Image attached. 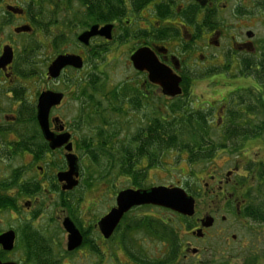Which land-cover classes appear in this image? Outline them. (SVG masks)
I'll use <instances>...</instances> for the list:
<instances>
[{"label":"flooded vegetation","instance_id":"obj_1","mask_svg":"<svg viewBox=\"0 0 264 264\" xmlns=\"http://www.w3.org/2000/svg\"><path fill=\"white\" fill-rule=\"evenodd\" d=\"M243 2L253 3V8L241 10L239 5L242 6ZM257 2L259 0H0V58L4 49L11 51L10 62L0 64V235L9 230L15 234L12 250L5 251L0 246L1 263L15 262L13 257L18 246L22 259L17 264H32L25 254L22 240L34 238L32 231H35L52 242L54 256L49 261L64 264L65 260L83 249L66 250L67 234L62 228L65 218L72 221L81 233L83 242L87 238L88 243L97 248L99 259L103 258L102 263L107 256L110 257L116 246L109 249L107 242L111 238L104 240L101 237L98 222L102 216L97 218L93 214L90 222L89 218L81 220L80 214L86 216L89 210H83L81 197H71L82 183L84 155L80 153L81 150L90 142L99 145V135L110 132L111 120H117L134 131L149 129L151 122L157 118L159 98L170 103L168 105L185 102L186 109L205 114L210 112L220 126L228 109L227 99L221 98L217 109L211 103L195 109V101L191 99L194 98L193 86L207 77L214 76L215 79L228 73L233 78H244L239 76L242 63L259 54V43L252 30L253 25L246 23L238 26L236 23L238 17H249V21L258 18L260 14H254ZM8 8L19 13H13ZM225 12L236 19L235 25L227 27L229 32L223 29L220 21L221 14ZM94 25L99 28L110 26V37L93 36L87 45L78 42V36ZM22 26L29 27V31H14ZM4 27L12 28L11 32L4 31ZM140 49L148 50L151 59L179 78V96L163 95L159 86L148 80L147 71L134 68L131 57ZM65 55L79 58L81 68L66 66L56 78L48 77L51 62ZM226 59L229 63L223 64ZM119 66L125 73L117 83H108L100 77L106 71L112 75ZM245 78L254 82L249 77ZM66 85L72 86L71 91L75 95L73 101L79 104L77 116L85 119L91 128L94 133L91 138L76 136L83 120L80 124L78 119L67 125L58 116L57 110L67 99L65 92L58 87ZM44 91L62 94L59 105L49 110L48 128L56 136L69 134L68 144L71 145V153L77 157L78 165L77 186L70 190H64V182L58 179V174L66 171V144L51 149L36 121L37 98ZM215 92L220 94L217 90ZM126 127L122 129L125 131ZM109 163L110 160H107ZM141 164L139 169H142ZM236 164L234 170H227L223 174L222 179L213 175L207 177L217 186L208 193L206 183L205 197L212 198L209 196L213 194L220 202L228 204V212L233 214L235 220H246L241 215L244 202L237 201L234 192L227 190L229 186L236 188V181L233 182L236 169H239ZM137 166L130 171V176L124 173L112 176L124 178L130 184L126 189L153 187L141 186L142 177L138 174ZM135 179L139 187L132 185ZM188 193L192 194L190 191ZM48 198H51L52 204L50 213H54L48 221L61 226L64 248L62 243L58 247L56 240L47 235L50 227L46 229L44 226L40 230L39 226H34L39 221L43 224L46 219L48 214L43 200ZM91 203L88 205L93 208ZM64 205H68V208ZM142 208L160 209L144 206L136 210ZM218 214V210L206 214L212 219L209 229L202 228V216L185 220L192 221L193 226L186 233L188 241L179 240L177 264L188 259L196 264L199 253L205 251L203 240L216 226L217 218L225 221V217H218ZM147 217L155 220L151 215ZM196 230H201V237L192 235ZM225 230L220 227L218 232L224 233ZM90 233L97 236L100 245L92 239L88 240ZM235 239L236 235L231 234L230 241L233 243ZM198 241V246H203L201 250L195 248Z\"/></svg>","mask_w":264,"mask_h":264},{"label":"rangeland","instance_id":"obj_2","mask_svg":"<svg viewBox=\"0 0 264 264\" xmlns=\"http://www.w3.org/2000/svg\"><path fill=\"white\" fill-rule=\"evenodd\" d=\"M242 4V6L239 5V8L241 10L249 11V7L253 8V3L243 2ZM256 12L257 11H255L254 13L256 14ZM253 18H256V16ZM249 20V17H238V22L236 23V19L233 16H230L228 12L222 13L220 18L223 29L226 32L230 31V29L227 27H230L231 25L233 26L235 25V23L238 26H242L247 23V25L249 24V26L250 24L253 25L252 30L256 33L258 43L260 41H264V14H260V16L256 19H251V21ZM11 29L4 27V31L6 32H11ZM221 62L223 63V61ZM228 63L229 61L226 59L225 63L223 64ZM110 73L111 72L106 71L103 75H100V77H103L105 81H108V83H117V80L123 78V73H125V70L123 71V69L119 66L112 75H110ZM213 79L214 76H210L207 77L205 81L194 83V98L191 99L195 101V104H193L195 109L196 107L202 108L201 105H204L205 103H211V105H215L217 109L220 106V103L218 101L221 98H226L228 99V104L229 100L231 99L230 95L234 93V91H237V88L255 87V84L254 82H252V80L245 77H235L233 79L231 73H228L224 76L219 75V77L215 78L214 80ZM40 85L41 84H38V86ZM49 88H52V86H50ZM58 89L63 90L67 97V99L63 102L61 108L57 110L60 119L67 125H71L72 122H77L78 119L80 124L81 120H83L82 124L78 128V133L76 136L82 139L85 136H89L90 138L93 137L94 133L92 132L91 128H89V125L84 121L85 119L79 118V115L77 116V109L79 107V104L78 102L76 103L73 101L75 95L72 94V86L66 85L63 88L58 87ZM216 90L219 91L220 94H217L215 92ZM160 99L161 98H159L158 106L162 107V109L164 105L170 104L165 100ZM190 104L192 105V103ZM213 122H215V120H213ZM124 127L126 126H122V124H119L117 120H111L109 130L110 132L101 133L99 136V141L101 142L103 139L111 141L114 136V139H117L114 146H119L118 148H120L121 145L128 146V140L131 139V134L134 132V129H129L126 127V130L124 131L122 129ZM132 128L134 127L132 126ZM115 133L117 134L115 135ZM242 143L244 146L239 154L232 155L228 152H221L217 157L209 161V163L197 165L194 168L190 169L184 163V157H178L174 153L165 154L162 158V163L159 165L158 163H156L155 165L149 166V162H147L148 164L146 162H143L141 164L142 169L138 168L140 165L137 166L139 170L138 174H140L142 177V187L145 188L158 185L166 187L180 186L186 189L188 192H192L196 196L195 198V196L192 195L196 201L194 217L205 216L206 214H209L211 212L214 213L215 210H218L219 212L218 217H225L224 222H221L220 218H217L216 226L207 233V238L203 240L205 241V251H201L199 253V258L195 260L196 264H244V262L249 257V253L256 257L257 264H264V225L255 224L249 219L235 220L232 216L233 214L230 211L228 212V204L226 202H220L219 198H215L213 194L209 196L212 198L205 197L206 191L204 189V185L206 183H208V187H206L208 188V193L212 192V190H215L217 186L216 182H209V180L207 179L209 175H213L218 179H222L223 174L227 170H234L233 168L237 163L236 165L239 169H236L235 174L237 175H234V180L238 176L246 175V172L243 170L244 168L248 167L251 162L264 163L263 140L249 139ZM132 146L133 145H130V148ZM87 147L88 145H86L85 148L80 152L84 155V158L82 160L84 166L82 172L83 177L81 179L82 183H80L79 187L75 190L74 194H72L71 197H81V200L83 201V210L88 208L89 211L86 213V216H83L81 213L80 219L85 220L89 218L90 222V218L91 216H93V214L97 218L106 214L109 209L115 204L114 198L116 193L122 189L128 188L130 184H128L122 177L120 179H117L113 176L107 178H99L100 172L102 173V169L106 168L108 159H99L97 163L92 162L90 156L88 157L86 155V150H88ZM117 160H119V156L115 158V162H117ZM134 167H136V165ZM121 171H123V169H121ZM113 174L118 173L114 172ZM227 190L230 189L227 188ZM242 191L243 189L240 188L237 197L243 194L244 191ZM92 200L94 201V203H91ZM89 203H91V205H93L94 207H89ZM43 204L46 205L45 211L48 215H46V219H44L43 224H41L39 221L37 223H34V226H39L38 228L40 230L44 229V226L46 227V229L50 227V230L48 229L49 231L47 235L53 237V240H56L58 247L61 243V246L63 247L65 238L61 226H59V224L56 222L50 223L48 221L51 217H53L54 214L53 212L52 214L50 213V208L52 206L51 198H48V200H43ZM148 215L153 216L155 220H160L164 223H167V226L171 231H173V229L176 231L180 242L188 241V238H186L187 227L185 226L191 224L192 221L182 222L183 220L176 217V215H174L173 213L161 209L149 210L142 208L130 211L125 216L124 223H120V230L123 232L125 225L134 223L137 220L150 219L147 217ZM220 227L226 229L224 233L219 234L218 230ZM170 230H167V232H170ZM218 234L219 236H217ZM231 234L236 235L237 237V239H235L233 243L232 241H230ZM113 237L109 242H107V245L110 246L109 249L111 250L113 249L114 243L117 242V239H114ZM239 238L241 241L239 240ZM91 239L94 240L95 243L99 244V239L92 233L89 234L88 240ZM113 239L115 242L112 241ZM134 239L136 240L134 248L132 249L134 255L140 258L145 257L148 261L160 260L162 258V255H164L167 251L166 248L168 247V244H166L165 242H159L156 239H152L144 232L136 234ZM227 241L228 245L226 244ZM240 242L242 243L240 244ZM198 245L199 241L197 242L195 248L201 250L203 246ZM201 245H204V243ZM117 248L118 247L116 246L113 249V252L117 253ZM20 250L21 248L17 246L13 257L16 263L22 259ZM162 251H164L165 253L162 254ZM240 253L242 254L239 257L238 255ZM117 256L119 257L118 261H113L112 259V261L110 262L109 257L107 256V258H105L102 263L98 256L94 257L92 254H88L87 249L83 248L78 253L73 254L69 260H65L64 264H67L69 262L70 264H89L90 262H92V264H127V258L124 256V253L119 252L117 253ZM179 264H193V261L189 259L187 261L182 260L181 262H179Z\"/></svg>","mask_w":264,"mask_h":264},{"label":"trees","instance_id":"obj_3","mask_svg":"<svg viewBox=\"0 0 264 264\" xmlns=\"http://www.w3.org/2000/svg\"><path fill=\"white\" fill-rule=\"evenodd\" d=\"M256 8L264 12V0H260ZM258 52L257 56L243 61L242 71L239 74V76L253 79L256 88L240 89L230 95L228 109L220 126L216 121H212L210 112L205 114L201 111H191L185 108V102L164 105L163 109L159 107L156 121L151 122L152 126L149 129L135 130L131 134V139L128 140V146L121 145L120 148L114 146L117 140H113L114 136L111 141L105 139L99 141V145L90 142L86 155L90 156L92 162L97 163L99 159L110 160V163L106 165L107 169H102V173L100 172L99 178L110 177L112 171H118L119 175L124 173L130 176V171L134 170L135 165L143 162H149V166L156 163L159 165L167 153H174L178 157L183 156L184 163L190 169L209 163L221 152L239 154L244 146L242 142L249 139L264 141V41L259 42ZM130 145L133 146L130 148ZM116 155L119 156L117 162H115ZM244 169L247 177L237 179L236 188L229 186V189L236 196L240 188L245 189L244 192L242 191L243 194L237 197L239 198L237 201H243L245 204L241 210L242 218L264 225V163H250ZM132 185L139 187L137 179L132 182ZM64 207L68 208V205ZM124 221L125 217L122 223ZM152 222L151 224L145 220H137L125 225L123 232L120 230L121 225L117 227L113 237L117 239V242L112 240L115 242L113 248L115 246L121 248V250L117 249V253H124L127 264H177L179 238L176 231L174 229L171 231L168 224L163 221ZM190 228L188 224L186 230ZM141 232L152 239L168 244L169 248H166L167 251L160 260H150V262L145 257L140 258L134 255L132 251L136 241L134 238ZM32 234L35 235L34 238L22 240L27 257L32 264H53L49 261V258L54 256L52 242L40 233L32 231ZM82 248H86L88 254L93 256L100 255L97 248L88 243L87 238H84ZM117 253L110 254V262L112 259L118 261ZM244 264H257L256 257L249 253Z\"/></svg>","mask_w":264,"mask_h":264},{"label":"water","instance_id":"obj_4","mask_svg":"<svg viewBox=\"0 0 264 264\" xmlns=\"http://www.w3.org/2000/svg\"><path fill=\"white\" fill-rule=\"evenodd\" d=\"M8 10L12 11L11 8ZM13 13H19L12 11ZM110 26H103L99 28L97 25L92 26L88 31L78 36V42L87 45L88 40L93 36H103L105 38L110 37ZM15 32L29 31V27L22 26L14 30ZM148 50L140 49L132 57V63L134 68L138 71H147L148 80L159 86L163 95L168 97H175L180 95V89L178 87L179 78L172 74L168 69H163L157 61L151 59L148 54ZM11 51L10 49H4L3 55L0 58V64H6L10 62ZM65 66H71L73 68H81L82 63L79 58L74 56H59L57 57L48 68V75L51 78H56L59 72ZM62 100V94L54 93L50 91L43 92L39 95L36 106V120L40 131L45 139L49 143L51 149L59 148L66 144L65 150L71 152V145L68 144L69 134L63 133L61 135H54L48 128V115L51 107L59 105ZM63 128L61 127V130ZM65 160L68 170L58 174L59 181L65 182L64 190H70L77 185V181L74 179L78 176L77 158L72 154H66ZM153 205L169 209L179 215L192 217L194 214V200L186 195V193L180 188H166V187H154L148 190H125L118 193L116 197V206L111 209L104 217L98 222V228L100 234L104 239H108L113 233L114 229L120 222L121 218L131 208ZM211 219L206 218L202 221V227L208 228L211 226ZM62 226L68 233L67 236V251H73L80 247L82 244V236L70 219H64ZM200 237L199 231L196 234ZM15 235L13 231H7L0 235V246L5 251H10L13 248ZM0 264H16L14 262H6Z\"/></svg>","mask_w":264,"mask_h":264}]
</instances>
